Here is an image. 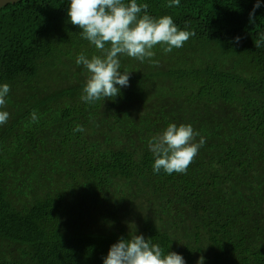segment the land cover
<instances>
[{"label":"trees","instance_id":"1","mask_svg":"<svg viewBox=\"0 0 264 264\" xmlns=\"http://www.w3.org/2000/svg\"><path fill=\"white\" fill-rule=\"evenodd\" d=\"M137 3L195 35L155 46L158 65L121 57L129 86L92 104L75 61L98 52L70 0L0 8V264H103L130 231L186 264H264V0L254 22L256 0ZM170 122L206 140L183 174L153 171L148 141Z\"/></svg>","mask_w":264,"mask_h":264},{"label":"clouds","instance_id":"2","mask_svg":"<svg viewBox=\"0 0 264 264\" xmlns=\"http://www.w3.org/2000/svg\"><path fill=\"white\" fill-rule=\"evenodd\" d=\"M180 0H169L168 7L179 6ZM261 6L256 0L249 13L250 22L255 20V10ZM148 4H138L137 0H70L67 16L71 24L81 31L83 39L94 45L98 54L91 57L80 53L77 65H83L88 76L83 85L81 100L92 104L105 99L115 100L121 88L128 87L130 70L121 69V57L128 56L141 63L145 60L158 65L154 48L160 45L164 53L181 48L195 33L187 23L181 29L170 15L154 17L148 13ZM240 37H235L239 42ZM264 42V34L255 42L259 47ZM10 92L7 83L0 85V126L9 119L6 98ZM33 112L31 122H38ZM73 131L83 132L81 125ZM199 137V140H197ZM206 143L203 136L188 123L170 122L159 134L148 141L154 156L153 171L163 170L167 174L186 173L199 149ZM201 255L196 264H204ZM103 264H186L182 254L176 251L165 252L158 243L143 234L129 232V238H119L113 243L103 258Z\"/></svg>","mask_w":264,"mask_h":264},{"label":"water","instance_id":"3","mask_svg":"<svg viewBox=\"0 0 264 264\" xmlns=\"http://www.w3.org/2000/svg\"><path fill=\"white\" fill-rule=\"evenodd\" d=\"M18 0H0V8L7 5L17 2Z\"/></svg>","mask_w":264,"mask_h":264}]
</instances>
